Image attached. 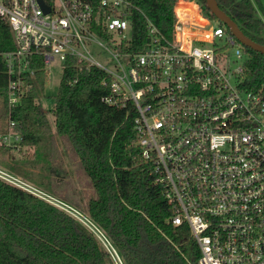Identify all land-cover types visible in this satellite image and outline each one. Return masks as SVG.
<instances>
[{
    "label": "built area",
    "instance_id": "obj_1",
    "mask_svg": "<svg viewBox=\"0 0 264 264\" xmlns=\"http://www.w3.org/2000/svg\"><path fill=\"white\" fill-rule=\"evenodd\" d=\"M131 7L133 0H0L10 110L0 137L18 135L11 109L27 97L38 71L47 80L48 65L57 61L63 74L101 69L110 90L104 100L136 110L140 156L164 186L172 223L187 224L200 250L192 264H264V89L246 88L244 45L199 0H178L173 37L149 21V41L136 51ZM0 179L79 220L114 264H127L89 214L1 166Z\"/></svg>",
    "mask_w": 264,
    "mask_h": 264
},
{
    "label": "trees",
    "instance_id": "obj_2",
    "mask_svg": "<svg viewBox=\"0 0 264 264\" xmlns=\"http://www.w3.org/2000/svg\"><path fill=\"white\" fill-rule=\"evenodd\" d=\"M199 1L206 15L224 24L211 12L206 0ZM177 2L133 0L129 19L134 50L140 51L148 43L149 21L162 35L173 37ZM217 2L248 37L264 45L261 3L257 0ZM182 6L180 3L177 9ZM3 32L7 36L8 29ZM244 47L246 88L262 91L264 53ZM46 77V72L38 71L37 77L30 79L32 85L27 97L11 109L15 131L22 135L23 144L35 145L50 132L49 110L41 102ZM105 77L104 71L98 68L82 71L67 68L52 109L57 133L71 142L97 191V197L88 202L90 216L109 236L127 264H192L200 250L187 224L172 223L175 210L165 198L164 186L156 181L152 164L140 156L134 127L136 110L131 103L115 106L104 100L110 92ZM6 86L7 75L0 65L2 115L9 119ZM26 163V160L14 159L9 167L27 177ZM0 264L114 262L100 240L79 220L0 179Z\"/></svg>",
    "mask_w": 264,
    "mask_h": 264
},
{
    "label": "rangeland",
    "instance_id": "obj_3",
    "mask_svg": "<svg viewBox=\"0 0 264 264\" xmlns=\"http://www.w3.org/2000/svg\"><path fill=\"white\" fill-rule=\"evenodd\" d=\"M257 1L264 7V0ZM259 15L262 16V13ZM48 68L50 71L41 102L49 110L50 132L35 145L23 144L22 135L15 130L14 132L19 136L16 134L9 142H5L4 137H0V166L10 170L9 165L12 160H26L24 169L29 176H22L23 178L69 201L90 215L88 202L92 197H97V191L71 142L67 137L57 133L52 111L55 104L54 97L59 91L63 67L57 61L48 65ZM3 100V96L0 95V136H3L9 128L8 119L2 115Z\"/></svg>",
    "mask_w": 264,
    "mask_h": 264
},
{
    "label": "water",
    "instance_id": "obj_4",
    "mask_svg": "<svg viewBox=\"0 0 264 264\" xmlns=\"http://www.w3.org/2000/svg\"><path fill=\"white\" fill-rule=\"evenodd\" d=\"M206 3L217 19L222 21L242 44L252 48L253 50L264 53V45L259 44L248 37L241 30L238 24L219 7L217 0H206Z\"/></svg>",
    "mask_w": 264,
    "mask_h": 264
},
{
    "label": "bare ground",
    "instance_id": "obj_5",
    "mask_svg": "<svg viewBox=\"0 0 264 264\" xmlns=\"http://www.w3.org/2000/svg\"><path fill=\"white\" fill-rule=\"evenodd\" d=\"M185 10V6L183 5L179 10L178 13L183 16Z\"/></svg>",
    "mask_w": 264,
    "mask_h": 264
}]
</instances>
